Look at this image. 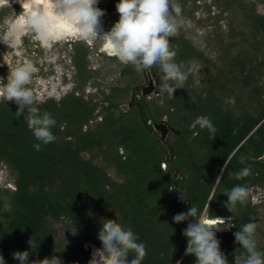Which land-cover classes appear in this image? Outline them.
Masks as SVG:
<instances>
[{"label": "trees", "instance_id": "1", "mask_svg": "<svg viewBox=\"0 0 264 264\" xmlns=\"http://www.w3.org/2000/svg\"><path fill=\"white\" fill-rule=\"evenodd\" d=\"M213 1L231 5V0ZM263 1L240 0V4L264 37V15L256 11ZM177 2L183 5L185 0ZM170 44L177 53V62H193L194 56H203L179 32ZM72 49L74 89L60 100L48 98L37 104L41 113L50 112L57 121L52 128L55 142L36 151L33 145L39 141L28 129L24 116H14L18 106L0 101V166L5 163L15 176L14 190L0 185V254L5 264H19L13 258L17 251H29L30 264H39L53 255L51 244L56 229L48 221L63 217L76 230L68 247L57 252L63 264L88 263L90 248L86 244L102 247L98 232L106 219L117 220L125 229L131 227L138 242L146 245L142 264H195V256L185 255L187 238L183 236L194 218L181 223L173 220L192 204L206 217L234 216L236 226L216 234L221 251L229 264H234L233 253L241 246L233 233L240 224L255 222L257 210L250 194L246 205L238 204L233 213L229 212L223 206L228 199L224 192L236 185L250 189L264 186V87L259 83L264 56L256 61L251 56L236 59L231 63L233 69L220 74V91L238 94L228 84H241L234 108L225 103L227 98L216 88L204 92L181 88L171 98L165 92L162 103L148 101V109L142 106V116L137 106L129 107L128 101L122 100L132 86L103 89L101 100L85 97L82 91L95 76L89 68V47L77 41ZM156 70L160 77L164 75L158 66ZM99 107L102 111L97 112ZM148 112L153 119L166 117L179 131L172 144V165L185 177L180 188H173L171 169L163 166V144L147 123ZM99 115L101 120L91 126ZM202 116L216 127L215 139L195 124ZM85 151H97L102 164L86 159ZM246 166L251 167L252 174L237 180L235 174ZM111 167L122 181L111 177ZM180 190L188 197L186 202L179 199ZM87 197L93 199L95 216L87 210ZM162 200L164 206L157 210ZM31 239L36 248L30 247ZM258 250L264 252V246L258 243Z\"/></svg>", "mask_w": 264, "mask_h": 264}, {"label": "clouds", "instance_id": "2", "mask_svg": "<svg viewBox=\"0 0 264 264\" xmlns=\"http://www.w3.org/2000/svg\"><path fill=\"white\" fill-rule=\"evenodd\" d=\"M16 2L20 4L22 12L14 15L36 41L48 45L54 41H64L70 35L83 41L101 40L109 55L116 57L121 64L133 65L137 72L151 73L158 66L164 74L161 91L170 98L177 89L184 88L189 75L196 70L192 61L177 62V53L170 44V39L178 34L176 18L182 15V7L177 0H119L116 4L119 19L107 32L103 31L101 18L105 12L97 6L99 0ZM3 7L11 8L10 0H0V8ZM33 75V70L27 66L9 69L6 79L0 77V101L14 102L18 106L15 118L24 116L28 129L39 141L33 147L41 151L42 145L56 141L52 128L57 121L50 112H40L37 96L29 87ZM225 103L234 108L236 99L229 97ZM195 124L201 130L207 129L210 138H216L217 129L208 117H198ZM251 174V167L246 166L235 175L237 180H241ZM224 194L228 199L223 206L233 213L238 204L244 206L248 203L251 189L246 185H236ZM179 199L184 202L188 200L182 190ZM190 218H194V221L189 222L183 231V236L187 238L185 255L195 256V264H229L216 234L234 228V216L205 217L192 204L187 212L176 214L173 220L181 223ZM257 227V223L248 222L240 224L239 230L233 233L235 242L241 246L233 253L234 264H264V252L258 250ZM98 239L102 247L93 252L89 264H142L147 255L146 245L138 242L137 234L131 227L125 229L117 220H104ZM29 245L32 249L37 247L32 239ZM130 253H134L131 259ZM29 255V251H17L13 253V258L19 264H30ZM0 264H5L2 254ZM31 264H35V261ZM39 264H63V261L53 255L40 260Z\"/></svg>", "mask_w": 264, "mask_h": 264}, {"label": "rangeland", "instance_id": "3", "mask_svg": "<svg viewBox=\"0 0 264 264\" xmlns=\"http://www.w3.org/2000/svg\"><path fill=\"white\" fill-rule=\"evenodd\" d=\"M181 7L182 15L176 18L178 32L189 39L203 54L202 57L194 56L193 62L196 65V70L189 75L182 89L204 92L209 88H216L217 93H220L224 98L236 97L241 93L240 82H237L236 85L228 84L238 93L235 94L230 90L220 91L221 89H218L220 83L217 80L222 81L223 77H220V74L233 69L231 63L236 59L251 56L255 58V61L262 60L264 37L254 27L246 10L242 8L240 0H231L230 6L222 4V2L216 3L213 0H185ZM256 11L264 15V1L258 4ZM101 19L105 32L109 31L115 23L110 16L104 15ZM18 31L19 28L15 27L6 36L0 35V67L3 70L0 72V77L6 79L9 69L27 66L34 73L29 86L35 92L37 100L44 101L48 98L60 100L75 86L72 46L66 45L65 41L37 45L33 38L28 41L24 40L21 36L24 35V30ZM29 37L31 38L30 35ZM80 41L89 47V68L95 73V76L90 79L82 91L85 97L93 96L96 100H101V90L113 86L131 87L136 83L137 78L142 79L141 72L130 73L127 65L121 64L117 58L111 57L108 52L103 51V41ZM262 70L259 83L264 87V67ZM161 79L163 84V76ZM77 93H81V91H77ZM164 94L165 92L160 88L159 94L153 95L150 100L162 103ZM129 97L130 91L122 97V100L129 101ZM99 111H102L100 107L97 112ZM101 118L102 115H99L93 119L91 126H94ZM83 156L102 164L97 151H85ZM108 171L112 178L122 181L123 178L116 174L114 168H108ZM0 185L3 189L11 191L15 188V176L5 163L0 166ZM251 200L257 210V216H255V223L258 225L256 239L260 245L264 246V186L252 187ZM86 207L91 216L96 215L91 197H87ZM6 209H8V204H6ZM48 223L56 229L51 244L53 255L62 260V255L57 252L68 247L76 230L67 217L59 220L51 218ZM86 247L90 248V259L93 252L100 249L94 244H86Z\"/></svg>", "mask_w": 264, "mask_h": 264}, {"label": "flooded vegetation", "instance_id": "4", "mask_svg": "<svg viewBox=\"0 0 264 264\" xmlns=\"http://www.w3.org/2000/svg\"><path fill=\"white\" fill-rule=\"evenodd\" d=\"M119 2V0H99L98 7L103 9L105 12L106 16H110L114 19V22L118 21L119 19V14L116 10V4ZM11 3V8L9 7H3L0 8V35L6 36L7 34L10 33L15 27L19 28V31L23 28V22L19 20L16 16H18L22 12V8L16 0H10ZM16 16H15V15ZM18 31V32H19ZM24 35H21L24 40L28 41V39H32L33 36L29 33H27L24 30ZM31 36V38L29 37ZM34 39V38H33ZM66 45H71L72 43H75L77 41H80V39L76 38L75 36L70 35L68 39L64 40ZM40 42L35 40V44H39ZM28 44V42H27ZM42 45V43H40ZM29 46V44H28ZM103 51L107 52L105 48H103ZM111 57H114L112 55H109ZM116 58V57H114ZM128 70L130 73H135L136 70L133 65H127ZM157 67H154L151 73H145L141 72V77L142 79L139 80L140 78H137L136 83L132 86L130 90V98L129 101L127 102V105L129 107H135L137 106L140 109V113L143 116L144 112L142 110V106L144 105L146 109L149 108L148 101H150V98H152L153 95H158L160 92V85L162 82L161 77L158 75L157 72ZM158 91L157 93H155ZM167 120L166 117L162 119H153L152 114L148 112V118H147V123L151 125V127L154 129V123L158 122L160 120ZM170 124V122L168 121ZM171 125V124H170ZM172 126V125H171ZM175 128V127H174ZM156 132V131H155ZM158 133L159 140L163 144V152H164V157L165 161L163 162L164 167H169L171 169L173 178H174V184L173 188L176 189L182 187V183L184 181V175L183 172L178 169L177 167H174L172 165V161L174 160V148L172 146L175 135H179V133H174L171 130H168L167 133L164 135L163 139H160V133ZM172 187L169 188L171 191ZM164 201L162 200L161 205L158 207L157 210H160L164 206Z\"/></svg>", "mask_w": 264, "mask_h": 264}, {"label": "water", "instance_id": "5", "mask_svg": "<svg viewBox=\"0 0 264 264\" xmlns=\"http://www.w3.org/2000/svg\"><path fill=\"white\" fill-rule=\"evenodd\" d=\"M156 91L155 93H157ZM154 129L156 132H159L160 139L164 138V135L167 133L168 130H171L174 133H179L177 129H175L173 126H171L167 120L163 119L158 122L154 123Z\"/></svg>", "mask_w": 264, "mask_h": 264}]
</instances>
